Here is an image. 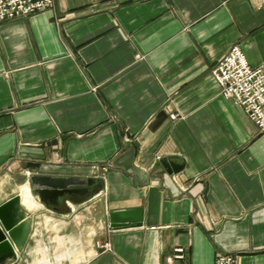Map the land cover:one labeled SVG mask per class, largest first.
<instances>
[{"label":"crops","instance_id":"1","mask_svg":"<svg viewBox=\"0 0 264 264\" xmlns=\"http://www.w3.org/2000/svg\"><path fill=\"white\" fill-rule=\"evenodd\" d=\"M234 44L264 68V3L54 0L0 22V204L20 194L32 224L7 264H264V131L211 75ZM32 173L92 182L42 202Z\"/></svg>","mask_w":264,"mask_h":264},{"label":"built area","instance_id":"2","mask_svg":"<svg viewBox=\"0 0 264 264\" xmlns=\"http://www.w3.org/2000/svg\"><path fill=\"white\" fill-rule=\"evenodd\" d=\"M257 7L264 0H253ZM54 0H0V22L13 20V18L28 17L35 12L49 9ZM211 75L217 84L219 93L234 104L240 106L249 119L264 131V68L251 66L247 61L241 47L234 44L225 55L219 58L211 69ZM176 118V114H171ZM160 160V156L155 157ZM107 165L102 169L105 171ZM29 174V172L27 171ZM186 247L180 246L173 249L167 257L172 262L174 259H184ZM237 255L224 251L215 256V264H237Z\"/></svg>","mask_w":264,"mask_h":264},{"label":"water","instance_id":"3","mask_svg":"<svg viewBox=\"0 0 264 264\" xmlns=\"http://www.w3.org/2000/svg\"><path fill=\"white\" fill-rule=\"evenodd\" d=\"M167 172H177L181 167L172 162L162 161ZM92 178L72 177L66 175L32 173L29 179V190L35 191L42 202L55 201L64 193L88 191ZM20 194L15 195L0 204V264L16 260L18 252L29 236L31 220L24 215ZM111 225L119 228L122 225H141L142 210H121L109 213Z\"/></svg>","mask_w":264,"mask_h":264},{"label":"rangeland","instance_id":"4","mask_svg":"<svg viewBox=\"0 0 264 264\" xmlns=\"http://www.w3.org/2000/svg\"><path fill=\"white\" fill-rule=\"evenodd\" d=\"M25 243V242H24ZM24 245V244H23ZM31 246H32V243L31 242H29L28 243V247L27 248H31ZM27 261H25V262H21V264H33V263H35V261L36 262H38V261H40V258L38 257V256H31V257H29L28 259H26Z\"/></svg>","mask_w":264,"mask_h":264}]
</instances>
